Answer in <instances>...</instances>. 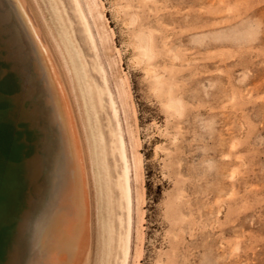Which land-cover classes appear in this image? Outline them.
I'll return each instance as SVG.
<instances>
[{"label": "rangeland", "instance_id": "374dc122", "mask_svg": "<svg viewBox=\"0 0 264 264\" xmlns=\"http://www.w3.org/2000/svg\"><path fill=\"white\" fill-rule=\"evenodd\" d=\"M0 264H264V0H0Z\"/></svg>", "mask_w": 264, "mask_h": 264}, {"label": "bare ground", "instance_id": "6f19581e", "mask_svg": "<svg viewBox=\"0 0 264 264\" xmlns=\"http://www.w3.org/2000/svg\"><path fill=\"white\" fill-rule=\"evenodd\" d=\"M76 4L78 6V0H76ZM88 8H87V10H88ZM89 12L91 13V9L90 8H89ZM145 40L146 39L143 37L142 41L145 42ZM108 94H109L110 104L112 106V109H113L114 113L116 114L117 109H116V106H115V101H114V99L112 97V94L110 92ZM119 142H120V146H121V158H122L123 165H124V173H123V179H122L123 180L122 181V184H123V186H122V194L125 197L127 209L130 212V208H131V204H132V191H131V186H130V182H129L128 165H127V160H126L125 153H124L123 140H122L121 137H119ZM134 160L136 162V159H134ZM128 245H129V231L126 234V252L127 253H128Z\"/></svg>", "mask_w": 264, "mask_h": 264}]
</instances>
